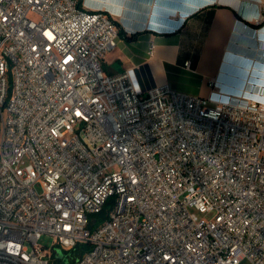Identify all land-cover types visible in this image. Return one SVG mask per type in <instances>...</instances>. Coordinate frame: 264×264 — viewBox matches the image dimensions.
<instances>
[{
  "label": "built area",
  "instance_id": "built-area-1",
  "mask_svg": "<svg viewBox=\"0 0 264 264\" xmlns=\"http://www.w3.org/2000/svg\"><path fill=\"white\" fill-rule=\"evenodd\" d=\"M119 38L79 0H0V264H264V62L212 108L108 73Z\"/></svg>",
  "mask_w": 264,
  "mask_h": 264
},
{
  "label": "crops",
  "instance_id": "crops-1",
  "mask_svg": "<svg viewBox=\"0 0 264 264\" xmlns=\"http://www.w3.org/2000/svg\"><path fill=\"white\" fill-rule=\"evenodd\" d=\"M107 12L122 36L103 60L108 73L136 67L142 84L209 96L218 81L254 91L264 62V9L259 0H82ZM191 62V68L185 66Z\"/></svg>",
  "mask_w": 264,
  "mask_h": 264
},
{
  "label": "trees",
  "instance_id": "trees-1",
  "mask_svg": "<svg viewBox=\"0 0 264 264\" xmlns=\"http://www.w3.org/2000/svg\"><path fill=\"white\" fill-rule=\"evenodd\" d=\"M80 5L82 6V0H79ZM119 26V25H118ZM120 28V27H119ZM120 36H122L123 38L129 40V41H134L137 39L138 34H131V35H127L121 28H120ZM109 204L110 202H108L106 204V206L104 207V209L100 212L97 213L96 215H93L92 219L93 220L91 225H95L103 220H105L108 216V212L110 211L109 208ZM89 248L88 244H78L76 245V247H74L71 252H69L71 254L72 257H70L72 259V262L75 263L76 260ZM68 253V254H69ZM69 256V255H68Z\"/></svg>",
  "mask_w": 264,
  "mask_h": 264
},
{
  "label": "rangeland",
  "instance_id": "rangeland-1",
  "mask_svg": "<svg viewBox=\"0 0 264 264\" xmlns=\"http://www.w3.org/2000/svg\"><path fill=\"white\" fill-rule=\"evenodd\" d=\"M224 88H227V87H224ZM206 97H210V95L209 96H206ZM209 106L210 107H215L216 105H217V101L215 100V99H211V98H209ZM36 188L38 189V191L39 192H42V187H41V185L40 184H38L37 186H36ZM111 207V204H109V208ZM52 243H53V238L51 237V236H49V235H44L43 236V238L40 240V244L42 245V246H46V247H51L52 246ZM56 250H57V252L58 253H62V254H68L69 252H71V250H67V249H64V248H58V247H56ZM242 264H249V262L248 261H245V262H243Z\"/></svg>",
  "mask_w": 264,
  "mask_h": 264
}]
</instances>
